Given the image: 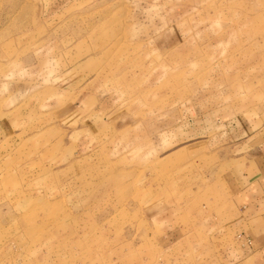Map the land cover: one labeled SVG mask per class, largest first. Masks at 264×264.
<instances>
[{"label": "rangeland", "instance_id": "1", "mask_svg": "<svg viewBox=\"0 0 264 264\" xmlns=\"http://www.w3.org/2000/svg\"><path fill=\"white\" fill-rule=\"evenodd\" d=\"M0 264H264V0H0Z\"/></svg>", "mask_w": 264, "mask_h": 264}, {"label": "crops", "instance_id": "2", "mask_svg": "<svg viewBox=\"0 0 264 264\" xmlns=\"http://www.w3.org/2000/svg\"><path fill=\"white\" fill-rule=\"evenodd\" d=\"M255 184L257 185V181L255 180V181H250V182H248V187L246 186V187H244V188H249V187H252L253 185L255 186ZM242 186H240V189H242V190H245ZM252 196H255V194H254V192H252V190L251 191H249L248 192V197H252Z\"/></svg>", "mask_w": 264, "mask_h": 264}]
</instances>
